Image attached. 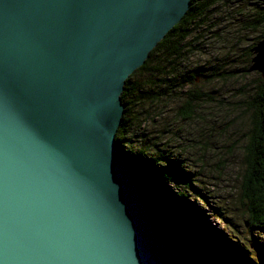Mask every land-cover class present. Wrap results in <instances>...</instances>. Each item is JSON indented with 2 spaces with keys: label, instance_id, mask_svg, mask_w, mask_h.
<instances>
[{
  "label": "water",
  "instance_id": "obj_1",
  "mask_svg": "<svg viewBox=\"0 0 264 264\" xmlns=\"http://www.w3.org/2000/svg\"><path fill=\"white\" fill-rule=\"evenodd\" d=\"M191 1L0 0V264H191L116 140L127 80ZM253 52L264 76V36Z\"/></svg>",
  "mask_w": 264,
  "mask_h": 264
},
{
  "label": "trees",
  "instance_id": "obj_2",
  "mask_svg": "<svg viewBox=\"0 0 264 264\" xmlns=\"http://www.w3.org/2000/svg\"><path fill=\"white\" fill-rule=\"evenodd\" d=\"M249 32L258 34L255 47L264 36V0H192L182 21L157 45L145 64L129 77L121 96L126 110L117 141L121 148L132 154L133 164H137L145 193L153 199L148 202L145 199L147 206L153 209L158 205L156 201L160 198L154 196L155 190L176 206L175 213L160 205L161 211L153 214L154 226L191 264H215L214 260L219 264H235L240 260L222 251L221 232L205 226L202 221L206 216L192 210L197 206L189 198L202 200L207 206L210 201L196 186L195 173L170 154L169 146H162L166 130L172 136H178L174 137L176 139L180 132H173L168 125L159 130L157 120L165 118L164 111L174 108L177 109L176 117L194 120L198 114L202 118L203 104L215 103L212 93L205 91L204 86L233 78L231 72L236 73L237 69H230L233 64L230 63L231 54L236 55L239 43L248 40ZM218 43H222L223 50L229 49L228 56L215 55ZM252 53L253 49L247 54L249 63L245 61L249 65L254 57ZM243 75L242 79H245ZM199 77H204L202 86L197 82ZM261 81L258 78L251 88L242 83L241 87L246 90H239L245 94L244 98L242 94L236 102H225V107L219 110L228 111L233 104L235 110L241 108L249 115L251 130L243 146L241 206L248 211L246 221L251 229L261 230L264 234V81ZM234 94L237 99V93ZM218 104L224 106V101ZM168 183L175 189L170 197L164 194ZM197 210L201 211L199 207ZM216 218L223 217L218 212ZM261 249L264 257V247ZM241 258L247 264H253L249 256Z\"/></svg>",
  "mask_w": 264,
  "mask_h": 264
},
{
  "label": "rangeland",
  "instance_id": "obj_3",
  "mask_svg": "<svg viewBox=\"0 0 264 264\" xmlns=\"http://www.w3.org/2000/svg\"><path fill=\"white\" fill-rule=\"evenodd\" d=\"M257 35V33L252 32L247 33L246 38L248 40L239 43L236 55L231 54L230 63L233 64L230 69H237L236 73L231 72V75H234L232 79L204 86L205 91L212 93L215 103L206 102L203 104L200 113L202 118L198 114L194 120L176 117L177 109L173 106L175 110L168 109L164 111L165 118L157 120L159 130L164 129L168 125L173 132H180L179 138L176 139L174 137L178 136H172L166 130V136L162 138V146H169L167 150H172L170 154L176 160L183 161L188 170L190 169L189 171L195 173L196 186L201 188L204 197L210 201V206H207L202 200L198 201L194 198H189L192 204L195 203L194 205L197 206V209L198 207L201 209V211L195 208L192 210L197 211L202 216L203 214L206 216L202 221L205 226L221 232L220 236L221 240H223L222 251L227 255L238 257L241 264H247L241 258L243 255L249 256L250 262L252 261L253 264H264L263 249H261L264 247V234L261 230L251 229L252 226L250 227L246 221V218L248 219V211L241 206L240 187L243 184L241 178L243 173V146L250 134L251 127L249 115L243 109L235 110L233 104H231L232 108L228 111L219 109L225 107V104H227L225 102L238 101L242 94L244 98L245 94L240 93L239 90H246L241 87L242 83L251 88L258 78H261V82L264 81V76L261 72L249 71L253 65V59L249 65L247 54L255 48L253 45ZM216 45L218 48L215 50V55L219 57L223 54V56H228L229 49L223 50L222 43ZM252 54L255 56L254 53ZM203 57L205 58L206 56ZM245 61H248V63H245ZM246 71L248 73H245ZM204 72L207 73L208 70H204ZM243 74H245V79H242ZM203 80L204 77L197 79L200 86L204 84ZM235 92L238 95L237 99H235ZM222 101H224V106L220 107L218 102L222 104ZM214 117L215 119H213ZM125 158L128 159L129 157L126 156ZM132 158L129 161L133 163L134 159ZM154 193V196H159L160 198L156 201L158 205L156 204L152 207L154 215L155 212L161 211L160 205H165V208L170 209L172 212H177L175 210L176 206L166 200L165 196H160L157 190ZM174 193L175 189L171 183H168L164 194L170 197ZM145 199L147 202L153 200L148 193H145ZM218 212L221 213L223 220L216 218ZM185 214L190 215L188 212H185ZM217 236L219 237V235ZM214 261L215 264H219L216 260ZM239 262L235 264H240Z\"/></svg>",
  "mask_w": 264,
  "mask_h": 264
},
{
  "label": "bare ground",
  "instance_id": "obj_4",
  "mask_svg": "<svg viewBox=\"0 0 264 264\" xmlns=\"http://www.w3.org/2000/svg\"><path fill=\"white\" fill-rule=\"evenodd\" d=\"M254 53V55H255V52H253ZM156 58V57H155ZM122 99V98H121ZM125 158V157H124ZM130 158H132V156H130L127 160L129 161V159ZM126 159V158H125ZM146 202V201H145ZM147 203V202H146ZM148 207V206H147ZM155 209V208H154ZM148 210H150V209H148ZM157 210V209H156Z\"/></svg>",
  "mask_w": 264,
  "mask_h": 264
}]
</instances>
